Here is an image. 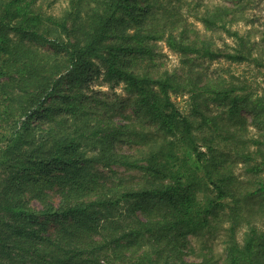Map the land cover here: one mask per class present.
<instances>
[{"label":"trees","instance_id":"obj_1","mask_svg":"<svg viewBox=\"0 0 264 264\" xmlns=\"http://www.w3.org/2000/svg\"><path fill=\"white\" fill-rule=\"evenodd\" d=\"M47 1L0 0V264H264V132L250 136L243 114L264 131V94L251 77L209 69L253 56V28L236 25L254 0L206 6L204 33L187 0H68L60 16ZM160 40L182 68H162ZM100 75L129 97L93 88ZM121 105L134 112L124 123ZM180 146L201 171L180 162ZM96 161L140 173L108 186ZM40 217L62 222L56 236ZM191 235L221 236L224 255L204 245L188 260Z\"/></svg>","mask_w":264,"mask_h":264},{"label":"rangeland","instance_id":"obj_2","mask_svg":"<svg viewBox=\"0 0 264 264\" xmlns=\"http://www.w3.org/2000/svg\"><path fill=\"white\" fill-rule=\"evenodd\" d=\"M187 2L188 3L186 4V7L184 8L185 15L188 17L191 27L202 33L207 32V30L204 23L196 15L197 13L200 14V12H202V10L206 6H210L212 4L233 3L232 0H187ZM252 2L253 3H249L250 5H248V8L245 10V19L240 20L236 27L240 28L242 32H246L247 29L250 30L251 28H253L252 30L254 31V34L250 38V40L257 42L254 48L253 56L250 57V60L240 63H231V61H229L227 58L222 59L220 61H214L210 63L209 69L210 72L223 70L226 71L228 75L231 71L232 74H237L238 76L245 75L251 77L253 79L251 84L253 85L252 88L254 89V91L259 92V94H264V0H254ZM67 6L68 0H49L44 3L45 10L57 16H60L67 8ZM228 39L232 40L231 38ZM218 42L223 43V40L219 39ZM158 51L159 56L157 60L158 62H160L163 69L172 71L177 68L183 67L181 55L177 51L171 49L164 40H160L158 42ZM92 87L97 90H103L107 93H110L113 99L118 97L120 100H125L129 97V94L126 91L124 85H118L115 90H112L108 84L103 82V75L95 77V79L92 81ZM173 98L174 100H176L177 104L182 110H191L192 107L189 104L190 102L187 95H174ZM211 107V112L213 114L219 111H223L225 109L224 105H218L217 103H211ZM115 112H117L115 116L119 123H124L127 121L125 119V115H134L131 106H126V108H123V105H121L115 110ZM243 114L246 115L249 119L250 136L263 138L262 133L264 131L259 126L255 125L253 122L254 114L247 111H244ZM145 126H147L145 130H150L147 124ZM140 127L141 129L143 128L142 125ZM119 147L129 149L130 145L120 144ZM177 152V154H179V159L181 163H183L182 160L187 157L186 159L189 160L190 165L193 167L197 166V169L201 171L198 160L196 156L191 152V150H189L185 146H180L177 149ZM95 163L94 167L92 168V172L96 175L95 178L108 186L111 185L112 180L114 181L115 177L118 175L134 177L140 173L137 169L127 170L125 166L113 165L107 167L105 166V164L99 161H96ZM114 170L118 171L119 174H116ZM237 171L243 172V168L239 166ZM49 192H51L52 194L51 200L54 203L55 207L60 208V202L62 198H64L61 185L56 186L54 190ZM33 205H35L37 208L42 207V204L37 200L33 201ZM125 210L126 207L122 208L118 212H125ZM142 211L143 210L139 208L135 210V212L140 214L142 213ZM100 215L101 214H99V216ZM40 222L42 224V228L49 235L56 236L59 232L60 227L62 226V222L57 220L56 217H52L50 221H47L46 217H40ZM208 235H191L187 240L188 242H185L184 239H181V243H185V249H183L185 253L184 256L187 257L188 260H197V253L202 250V247H204V245L212 246L213 249L218 252V254L224 255L225 244L222 240V237L220 236L217 239H212Z\"/></svg>","mask_w":264,"mask_h":264}]
</instances>
